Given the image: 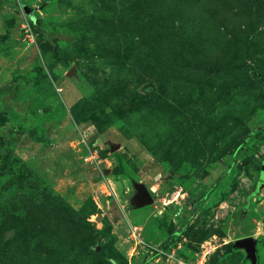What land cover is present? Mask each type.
I'll list each match as a JSON object with an SVG mask.
<instances>
[{"label":"rangeland","instance_id":"374dc122","mask_svg":"<svg viewBox=\"0 0 264 264\" xmlns=\"http://www.w3.org/2000/svg\"><path fill=\"white\" fill-rule=\"evenodd\" d=\"M262 173L264 0H0V264H264Z\"/></svg>","mask_w":264,"mask_h":264},{"label":"water","instance_id":"95a60500","mask_svg":"<svg viewBox=\"0 0 264 264\" xmlns=\"http://www.w3.org/2000/svg\"><path fill=\"white\" fill-rule=\"evenodd\" d=\"M75 72V68H72L69 74H73ZM113 150L118 149V145L112 146ZM136 190H137V199L140 203H147L152 202L153 197L150 191L146 188L144 184L137 182ZM235 247L244 248L247 252V258L250 260L251 264H258V257H257V241L253 236H247L243 238H239L235 242Z\"/></svg>","mask_w":264,"mask_h":264},{"label":"built area","instance_id":"2783aa9c","mask_svg":"<svg viewBox=\"0 0 264 264\" xmlns=\"http://www.w3.org/2000/svg\"><path fill=\"white\" fill-rule=\"evenodd\" d=\"M93 158H95V155L94 154H88L87 156H86V159L88 160H92Z\"/></svg>","mask_w":264,"mask_h":264},{"label":"trees","instance_id":"16d2710c","mask_svg":"<svg viewBox=\"0 0 264 264\" xmlns=\"http://www.w3.org/2000/svg\"><path fill=\"white\" fill-rule=\"evenodd\" d=\"M262 177H264V173H262ZM261 180H262V178H261ZM101 255L103 256L104 254L102 253Z\"/></svg>","mask_w":264,"mask_h":264}]
</instances>
